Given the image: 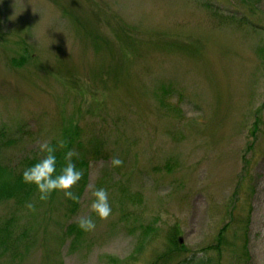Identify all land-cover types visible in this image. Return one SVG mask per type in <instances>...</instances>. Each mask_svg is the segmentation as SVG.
I'll use <instances>...</instances> for the list:
<instances>
[{
  "label": "rangeland",
  "instance_id": "obj_1",
  "mask_svg": "<svg viewBox=\"0 0 264 264\" xmlns=\"http://www.w3.org/2000/svg\"><path fill=\"white\" fill-rule=\"evenodd\" d=\"M1 128L14 160L73 138L101 153L77 210L53 191L22 211L34 242L0 264H155L167 238L192 255L223 229L232 246L205 264H264V0H0ZM100 188L107 220L90 211ZM81 216L96 227L70 249Z\"/></svg>",
  "mask_w": 264,
  "mask_h": 264
},
{
  "label": "trees",
  "instance_id": "obj_2",
  "mask_svg": "<svg viewBox=\"0 0 264 264\" xmlns=\"http://www.w3.org/2000/svg\"><path fill=\"white\" fill-rule=\"evenodd\" d=\"M21 63V62H20ZM17 64V62H16ZM9 131L6 128L0 129V203L12 201L13 208L10 213L6 215L0 222V258L5 255H10L12 259H21L25 253H27L28 242H34V236L30 232V227L20 222V213L22 211H33L34 208L38 209L43 205V201L39 199V192L34 184H26L22 179L23 172L38 163L44 158L46 153L41 157L39 156H24L20 159H12L7 155H2V150L14 146L17 141L16 138H11ZM74 135H78L74 132ZM74 138L71 139L68 144L64 145L63 148L58 146H52L55 150L56 156V175H59L61 169L67 165V152L73 145ZM101 153L99 146L94 147L91 150H86V153ZM85 153V154H86ZM85 154H76L72 157L73 163L76 165V169L82 173L81 179L77 182L73 193L79 198L85 185L87 184L88 177V166L89 162L85 159ZM106 155H104L105 157ZM102 183L99 182L98 186ZM52 194V193H51ZM51 196V195H50ZM140 198V197H139ZM139 198L137 200H139ZM136 199V198H133ZM131 200L129 202H135L137 200ZM32 204L34 208H29L28 205ZM119 207L118 211L122 214L121 219L127 220L128 213L127 208H124V204ZM128 206V205H127ZM69 211L74 212L77 210V200L70 199ZM34 212V211H33ZM137 230H141L143 242H146L148 237L154 232V226L149 224H140L137 226ZM224 229L219 232V237L215 245H210L206 249L205 247L199 253H193L192 255L185 254L183 244L177 242L174 236L167 238L166 249L156 257L155 264H168L175 262L176 264H205V252L212 251L216 255H220L223 247H231L233 242L228 238L224 237ZM87 234L86 231L82 230L78 223H70L65 228V235L70 240V249H75L80 242H83L84 236ZM32 238V240H31ZM143 242H138L136 248L137 251L143 248ZM115 259H111V262H115Z\"/></svg>",
  "mask_w": 264,
  "mask_h": 264
},
{
  "label": "clouds",
  "instance_id": "obj_3",
  "mask_svg": "<svg viewBox=\"0 0 264 264\" xmlns=\"http://www.w3.org/2000/svg\"><path fill=\"white\" fill-rule=\"evenodd\" d=\"M41 153H46L43 159L32 167L27 168L22 179L26 184H34L39 192V199L47 201L53 191L63 192L67 199L77 200L78 197L71 191L74 185L81 179L82 173L76 169L72 157L76 155L74 151L67 153V165L62 168L59 175H56V156L55 150L48 141L39 144ZM123 161L118 157H113L111 160L112 167L122 166ZM94 197L90 211L101 220H107L111 215L112 209L108 202V193L105 189L100 188L92 191ZM33 208L32 204L28 205ZM78 226L86 231H92L96 225L91 216H81L78 219Z\"/></svg>",
  "mask_w": 264,
  "mask_h": 264
}]
</instances>
